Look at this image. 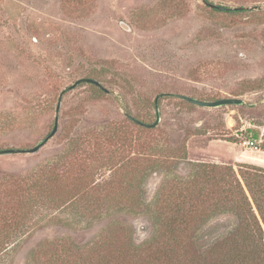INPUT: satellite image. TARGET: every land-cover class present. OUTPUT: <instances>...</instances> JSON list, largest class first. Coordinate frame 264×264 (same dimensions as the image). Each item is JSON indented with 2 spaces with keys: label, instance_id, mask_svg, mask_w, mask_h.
Segmentation results:
<instances>
[{
  "label": "rangeland",
  "instance_id": "obj_1",
  "mask_svg": "<svg viewBox=\"0 0 264 264\" xmlns=\"http://www.w3.org/2000/svg\"><path fill=\"white\" fill-rule=\"evenodd\" d=\"M209 5L253 12L230 16ZM80 79L98 81L104 92L85 82L70 89ZM62 91L57 133L36 153L0 155V185L29 183L61 156L58 171L69 186L74 176L84 180L92 173L98 189L60 209L34 203V213L0 238L7 250L0 264H30L32 251L45 242L90 244L116 224L130 229L136 243L149 238L145 205L162 195V187L193 179L197 169L186 161L137 175L139 209L102 207L98 218L96 208L81 206L111 199L110 184L124 179V185L135 170L122 164L151 148L176 157L184 151L190 163L231 167L242 185L238 165L264 169V0H0V151L31 149L47 137ZM178 95L243 103L208 109ZM155 100L156 127L126 118L153 124ZM116 133L129 134L133 146L112 139ZM252 133L261 142L244 146ZM73 147L83 152L72 154ZM90 163L98 169H87ZM3 207L0 202L1 214ZM11 221L7 217L3 228ZM236 223L232 213L216 215L196 238Z\"/></svg>",
  "mask_w": 264,
  "mask_h": 264
},
{
  "label": "trees",
  "instance_id": "obj_2",
  "mask_svg": "<svg viewBox=\"0 0 264 264\" xmlns=\"http://www.w3.org/2000/svg\"><path fill=\"white\" fill-rule=\"evenodd\" d=\"M209 6L217 13L230 16L253 12V9L245 7ZM90 85L100 93L104 92ZM157 102L155 100V110L158 109ZM112 139L133 146L129 134L116 133ZM250 139L259 141L260 135L252 133ZM77 149L73 147L71 153L83 152L82 148ZM261 150L264 151V145ZM166 154L161 149L151 148L144 157L129 158L122 165L135 170L127 173L129 178L124 185L120 183L124 179L110 184V187H114L113 197L102 202L95 199L90 205L84 201L81 206L84 211L96 208L98 218L102 217V207L106 210L139 209L142 206V193L137 175L140 174L142 178L149 169L151 172L158 166H168L169 169L178 160L186 161L187 165L197 169L193 179L188 184L179 182L162 187V195L145 205L151 227L149 238L136 243L130 229L116 224L108 226L95 241L84 246L62 239L42 243L32 251L30 264H264V169L254 165H238L242 185L231 167L190 163L184 151L179 157L175 153ZM60 157L56 163L43 166L30 178L29 183L26 178L18 181L9 179L0 185V202L6 206L1 208L3 214L0 213L2 240L19 228L24 218L34 213V203L39 200L51 208L60 209L73 205L79 197L86 195L89 198L98 189L91 181L92 173L84 180L74 176L69 186L68 180L58 171L64 167ZM116 164L112 163V166ZM86 168L98 169L92 163ZM227 213L237 218L233 228L214 237L211 231L201 239L196 238L198 230L211 218ZM10 216L12 221L7 228H3L6 218ZM208 239L211 240L209 243L206 242ZM2 240L0 253L7 251L2 247L5 245Z\"/></svg>",
  "mask_w": 264,
  "mask_h": 264
},
{
  "label": "water",
  "instance_id": "obj_3",
  "mask_svg": "<svg viewBox=\"0 0 264 264\" xmlns=\"http://www.w3.org/2000/svg\"><path fill=\"white\" fill-rule=\"evenodd\" d=\"M90 83L93 84L101 89L104 90V88L102 87V85L93 79H80L78 80L76 83H74V85H72L70 87V89L74 88L75 86H77L79 83ZM65 91H62V93L59 96L58 99V103L56 106V110H55V117H54V126L53 129L51 131V133L45 137L40 143H38L36 146H34L31 149H27V150H17V149H8V150H2L0 151V155H9V154H33L36 153L37 151H39L44 145H46V143L52 138L54 137V135L57 133L58 131V113H59V109H60V104H61V97L64 94ZM177 98L186 101L194 106L200 107V108H208V109H212V108H219L222 106H228V105H241L243 103L242 100L238 99V98H224V99H219L216 101H201L198 99H194L188 96H184V95H178ZM155 115H156V120L153 124H145L142 123L136 119H134L133 117H131L130 115H125L126 118H128L130 121H132L133 123L141 126V127H145V128H154L158 125L159 122V112L158 109L156 108L155 110Z\"/></svg>",
  "mask_w": 264,
  "mask_h": 264
},
{
  "label": "built area",
  "instance_id": "obj_4",
  "mask_svg": "<svg viewBox=\"0 0 264 264\" xmlns=\"http://www.w3.org/2000/svg\"><path fill=\"white\" fill-rule=\"evenodd\" d=\"M257 142H261V138H260L259 141H255V140H252V139L244 140V141H243V145H244V146H253V145L256 144Z\"/></svg>",
  "mask_w": 264,
  "mask_h": 264
},
{
  "label": "bare ground",
  "instance_id": "obj_5",
  "mask_svg": "<svg viewBox=\"0 0 264 264\" xmlns=\"http://www.w3.org/2000/svg\"><path fill=\"white\" fill-rule=\"evenodd\" d=\"M247 158V157H246ZM258 159V158H257Z\"/></svg>",
  "mask_w": 264,
  "mask_h": 264
}]
</instances>
